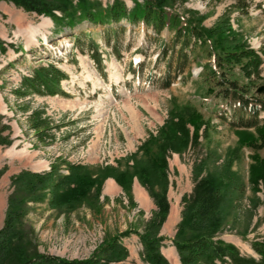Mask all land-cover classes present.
I'll return each mask as SVG.
<instances>
[{"label": "rangeland", "instance_id": "1", "mask_svg": "<svg viewBox=\"0 0 264 264\" xmlns=\"http://www.w3.org/2000/svg\"><path fill=\"white\" fill-rule=\"evenodd\" d=\"M90 1L100 3L103 9L114 2ZM122 1L128 8L134 7L132 0ZM233 5L235 0H177L168 10L185 20L197 21L203 17L202 24L207 28L215 26L226 14L233 29L243 36L250 48L261 46L259 50L264 54V11L258 8V5L264 7V0H253L247 16L237 12ZM0 11L5 15H0L1 40L24 49V53H15L10 48L7 54L0 52V115L3 122L12 127L13 140L10 147L0 146V169L8 166V172L0 179V229L12 192L11 176L23 169L46 172L41 169L52 165L59 171L67 170L68 174L64 175H69V165L86 166L94 176L106 167L111 172V167L132 172L134 159H141L143 144L151 137H157L173 114L191 106L204 116L208 128L205 132L204 127L200 131L199 145L183 153L169 154L170 208L171 205L175 207L178 199L181 216L182 197L192 194L199 169L203 170L200 175L203 177L208 173L222 174L226 166L231 165L245 187L244 192L239 191L234 200L224 205L226 220L220 238L224 240L225 237L228 241L238 238L241 255L259 259L252 251L251 243L256 237L264 236V185L260 182L254 191L249 177L253 157L259 155L264 160V149L255 153L243 148L237 154L234 152L238 146L235 131L211 115L216 101L207 93L202 71L208 60L201 45L191 53V64L183 78H178L170 89L165 90L160 87V80L172 54L162 58V45L164 42L172 45L173 31L165 29L158 35L142 23L131 25L126 21L111 26L85 22L74 30L58 31L59 27L48 17L27 13L12 3L0 2ZM47 19L52 25L46 23ZM112 32H117L118 38ZM74 36L86 42L85 53L75 44ZM89 39L95 40L102 55H106L102 72L88 56ZM115 39L120 58L116 57L113 48ZM262 59L260 76L254 80L256 85L264 87L263 56ZM40 63H52L69 75V80L62 83L68 97L16 98L13 90L18 87L21 75L29 74V70ZM34 111L48 120V136L44 142L30 128L28 117ZM177 156L183 166L180 171L174 166L173 159ZM111 172H105L103 176ZM132 193L134 205L124 191L109 196L103 185L98 200L94 198L92 205H83L72 213H60L51 208L48 201L37 205L30 203L26 221L33 231V245L43 254L69 260L85 259L107 236L127 230L144 232L153 218L154 208L140 204L134 195L133 184ZM175 233L161 234L168 239L164 242L165 247H172L170 239ZM123 242L130 251L127 263L145 264L141 259L143 247L139 237L132 234Z\"/></svg>", "mask_w": 264, "mask_h": 264}, {"label": "trees", "instance_id": "2", "mask_svg": "<svg viewBox=\"0 0 264 264\" xmlns=\"http://www.w3.org/2000/svg\"><path fill=\"white\" fill-rule=\"evenodd\" d=\"M132 1L134 7L131 9L122 0H114L112 5L103 9L100 3L90 0H0L12 3L27 13L48 17L59 27L58 31L74 30L85 22L95 26H111L123 21L131 25L142 23L158 35L165 29L173 31L172 45L167 42L162 45V58L172 54L160 80V87L165 90L170 89L178 78H183L191 64V53L201 45L202 53L208 60L202 71L208 86L207 93L216 101L211 115L235 131L238 146L234 152L237 154L243 148L255 153L264 149V91L259 92L261 86L256 85L254 80L260 76L263 59L233 29L226 14L221 16L215 26L207 28L202 24L203 17L197 21L185 20L168 10L177 0ZM252 5L253 0H235L233 8L247 16ZM258 6L264 11L263 5ZM0 15L5 17L1 11ZM112 33L118 38L117 32ZM74 41L85 53L83 47L86 42L79 36H74ZM116 41L113 48L116 57L120 58ZM8 48L15 53H24L23 47L16 48L0 38V52L7 54ZM86 48L88 56L102 72L105 66L100 45L89 39ZM73 62L76 61L73 59ZM68 80L69 75L61 68L52 63H40L33 66L29 74L21 75L13 94L17 99L28 96L68 97L62 89V83ZM28 118L30 128L44 142L48 136V120L42 119L38 111L32 112ZM203 127L205 132L208 125L201 113L191 106L180 109L165 123L157 137H151L143 144L141 159H134L130 169L132 172H122L114 167H111V172L106 167L94 176L86 166L69 165V175H63L57 166L52 165L50 172L37 173L23 169L11 176L12 192L8 196L4 223L0 229V264H128L130 251L123 239L132 234L140 239L143 247L141 259L145 264H170L162 253L164 242L168 239L161 235L170 213L168 157L171 152L183 153L199 145ZM11 134L12 127L4 123L0 115V146L12 145ZM7 172L8 166L5 165L0 169V179ZM105 172L111 173L103 176ZM202 173L203 170L199 169L195 174L192 194L182 197L181 220L174 238L170 239L181 264H264V236L256 237L251 243L259 256L258 260L241 255L235 245L220 238L226 220L224 205L234 200V196L245 187L239 175L231 165L226 166L225 172L219 175L208 173L200 177ZM110 177L128 195L131 204H135L132 193L134 178L138 179L154 201L157 210L153 212V218L144 232L127 230L116 236H107L85 259L69 260L39 252L32 243L33 231L26 221L29 204L48 201L51 208L58 212L72 213L83 205H92V199L98 200L104 182ZM249 178L254 191L260 182L264 185V160L259 155L253 157Z\"/></svg>", "mask_w": 264, "mask_h": 264}, {"label": "crops", "instance_id": "3", "mask_svg": "<svg viewBox=\"0 0 264 264\" xmlns=\"http://www.w3.org/2000/svg\"><path fill=\"white\" fill-rule=\"evenodd\" d=\"M263 58H264V54H263ZM174 166L177 168L178 171L181 170V168L183 167L182 164H181V158L180 156H177L175 157L174 159ZM46 169L45 168H42L41 171H45ZM36 172V171H35ZM104 189L105 191L107 192V194L109 196H114V195H119L123 192V189L116 183V181L112 178H109L105 181V184H104ZM171 189V187H170ZM144 190V191H143ZM139 191H143L146 193V195L148 196L149 198V204L147 207L145 208H154V211L157 210V207L156 205L154 204L153 200L150 198L148 192L146 191L145 188H143L139 183L138 181L135 179L133 181V192H134V195L137 196V192ZM171 192V190L169 191ZM170 194V193H169ZM177 205H178V199L176 200ZM179 207V206H178ZM173 206L171 205V208H170V213H169V216L165 222V224L163 225V228H162V231H161V234H164L165 232L166 233H169L170 231L175 233L176 232V227L178 225V223L180 222L181 220V216L178 217V219L176 221H174V225H172L170 227V229H167L168 228V224H170V221H171V218L173 217ZM223 239L228 242V243H231L233 245H235L237 248H238V245L240 244V240H237L238 238L234 237V238H231L233 241H228L225 237H223ZM230 239V240H231ZM252 249V248H251ZM174 251V252H173ZM253 251V250H252ZM162 252L164 254V256L169 260L170 264H174V262H178L179 264H181L180 262V258H179V255L177 253V250L176 248L173 246L172 244V247H163L162 248ZM167 252H169L167 254ZM173 252V253H172ZM170 256V257H169ZM172 256V257H171ZM171 258V259H170ZM176 258V259H175ZM177 260V261H176Z\"/></svg>", "mask_w": 264, "mask_h": 264}, {"label": "bare ground", "instance_id": "4", "mask_svg": "<svg viewBox=\"0 0 264 264\" xmlns=\"http://www.w3.org/2000/svg\"><path fill=\"white\" fill-rule=\"evenodd\" d=\"M48 25H52V21L51 20H48L47 19V22H46ZM137 199H138V201L140 202V204L143 206V207H147L148 206V204H149V198H148V196L146 195V193L145 192H143V191H139V192H137ZM180 216V212H179V207H178V205H177V203H176V205H175V207L173 208V217L171 218V221H170V224H168L169 226H168V228L167 229H170V227L172 226V225H174V221H176L177 219H178V217ZM174 252V251H173ZM172 252V253H173ZM169 252H167V254H168ZM170 257V256H169ZM172 257V256H171ZM171 259V258H170ZM176 259V258H175ZM177 261V260H176ZM174 264H179V263H175L174 262Z\"/></svg>", "mask_w": 264, "mask_h": 264}, {"label": "water", "instance_id": "5", "mask_svg": "<svg viewBox=\"0 0 264 264\" xmlns=\"http://www.w3.org/2000/svg\"><path fill=\"white\" fill-rule=\"evenodd\" d=\"M262 91H264V87H261V88L259 89V92H262Z\"/></svg>", "mask_w": 264, "mask_h": 264}, {"label": "built area", "instance_id": "6", "mask_svg": "<svg viewBox=\"0 0 264 264\" xmlns=\"http://www.w3.org/2000/svg\"><path fill=\"white\" fill-rule=\"evenodd\" d=\"M61 172H62V173H66V174H68V171H67V170H65V171L63 170V171H61Z\"/></svg>", "mask_w": 264, "mask_h": 264}]
</instances>
